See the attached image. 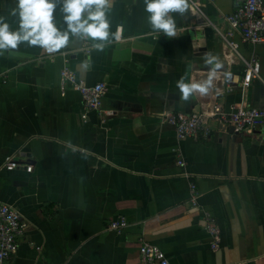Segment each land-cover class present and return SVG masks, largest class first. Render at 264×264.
<instances>
[{
    "label": "crops",
    "instance_id": "0c3cea01",
    "mask_svg": "<svg viewBox=\"0 0 264 264\" xmlns=\"http://www.w3.org/2000/svg\"><path fill=\"white\" fill-rule=\"evenodd\" d=\"M197 1L201 15L190 7L172 14L175 37L152 31L144 0H112L110 32L123 31L103 51L87 53L85 40L75 37L51 54L21 43L0 55V203L28 224L10 264H142L141 241L159 247L170 264H264L262 133H232L211 121L210 137L194 140L179 137L164 120L214 104L229 113L264 108V43L244 44L239 32L230 38L244 59L255 55L261 62V79L243 89L244 64L227 57L223 40L229 31L224 19L236 2ZM15 7L16 0H0V17L13 31ZM54 15L60 25L59 8ZM206 52L221 68L207 94L184 101L176 82L182 76L186 83L207 80ZM66 66L88 85L106 84L103 113L83 119L81 95L61 91ZM8 156L33 171H7ZM190 183L198 189V206L190 203ZM203 211L221 231L216 252ZM117 219L129 227L109 231Z\"/></svg>",
    "mask_w": 264,
    "mask_h": 264
},
{
    "label": "built area",
    "instance_id": "2783aa9c",
    "mask_svg": "<svg viewBox=\"0 0 264 264\" xmlns=\"http://www.w3.org/2000/svg\"><path fill=\"white\" fill-rule=\"evenodd\" d=\"M191 12L201 15V6L197 0H188ZM237 7L233 13L226 16L224 21L228 24L229 31L223 35L224 44L228 48V56H235L244 64L245 71L242 80V88L250 87L251 81L261 79V62L255 55L249 59H244L239 54L240 45L230 38L234 32L241 34V42L244 44L257 45L264 43V0H234ZM92 46L87 40L84 41V50L89 53ZM61 91L65 92L69 87L77 91L84 103L85 114L83 119H87L88 113H103L102 99L106 93V84L97 83L88 85L76 72L66 66L60 72ZM232 87L229 86L228 91ZM165 122L176 129L181 138H192L199 140L201 137L208 139L213 132L211 121L217 122L225 129H234L244 132L250 130L260 132L264 136V108L242 106L234 112H227L220 104H214L208 111L198 114H186L183 112L169 113L165 115ZM180 167L185 168V162H179ZM5 169L13 171L25 168L27 173L33 171V166L22 163L14 156L5 159ZM188 173L184 176L188 177ZM190 203L198 206V189L194 183H190ZM204 217L203 229L211 237V249L216 252L221 248V231L215 217L209 211L202 212ZM129 227L125 219L113 220L107 229L112 232H121ZM28 230V224L22 220L20 213L12 206L0 203V264H10L12 256L18 251L19 240L24 237ZM139 255L142 264H170L165 253L157 246L141 241Z\"/></svg>",
    "mask_w": 264,
    "mask_h": 264
},
{
    "label": "clouds",
    "instance_id": "9594fccd",
    "mask_svg": "<svg viewBox=\"0 0 264 264\" xmlns=\"http://www.w3.org/2000/svg\"><path fill=\"white\" fill-rule=\"evenodd\" d=\"M112 0H16V7L10 15L15 17L18 28L13 31L4 17H0V55L16 50L21 43L39 47L46 53H55L65 48L70 39L79 37L91 40L95 50L103 51L112 40L119 41L123 31L117 26L115 33L110 32L108 13ZM147 23L154 33L166 37L177 34L174 13L184 15L189 9L188 0H144ZM59 8L62 23L58 25L55 13ZM206 66H211L208 78L199 83H186L185 76L176 87L181 99L187 101L195 92L205 95L212 87L213 79L221 64L216 56L206 52L203 56Z\"/></svg>",
    "mask_w": 264,
    "mask_h": 264
},
{
    "label": "water",
    "instance_id": "95a60500",
    "mask_svg": "<svg viewBox=\"0 0 264 264\" xmlns=\"http://www.w3.org/2000/svg\"><path fill=\"white\" fill-rule=\"evenodd\" d=\"M230 131L232 132V133H239L238 131H235L234 129H230Z\"/></svg>",
    "mask_w": 264,
    "mask_h": 264
}]
</instances>
